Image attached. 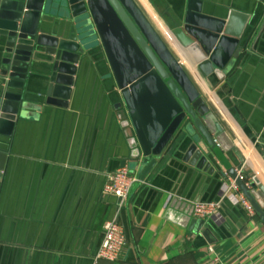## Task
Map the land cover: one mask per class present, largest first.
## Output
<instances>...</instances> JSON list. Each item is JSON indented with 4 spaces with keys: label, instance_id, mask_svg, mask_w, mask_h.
Instances as JSON below:
<instances>
[{
    "label": "crops",
    "instance_id": "1",
    "mask_svg": "<svg viewBox=\"0 0 264 264\" xmlns=\"http://www.w3.org/2000/svg\"><path fill=\"white\" fill-rule=\"evenodd\" d=\"M158 1L170 10L177 0ZM203 1L220 17L232 9L259 15L241 57L227 73H233L231 93L222 98L231 113L214 96L223 81L212 87L201 80L172 39L166 41L196 82L206 85L201 90L196 84L243 156L245 172L259 174L264 185V0ZM103 71L87 61L75 76L67 107L30 111L12 138H2L10 157L0 188V264H264V221L255 210L249 213L225 198L224 221H211L208 241L203 227L189 231L186 214L169 207L175 196L216 199L230 180L219 185L187 167L167 168L143 181L131 172L137 180L120 214L126 244L116 260L94 261L103 223L114 213L115 198L102 192L106 174L122 165L130 169L124 160L129 152L125 129L112 108ZM226 160L237 163L236 158ZM258 200L264 212V194Z\"/></svg>",
    "mask_w": 264,
    "mask_h": 264
},
{
    "label": "water",
    "instance_id": "2",
    "mask_svg": "<svg viewBox=\"0 0 264 264\" xmlns=\"http://www.w3.org/2000/svg\"><path fill=\"white\" fill-rule=\"evenodd\" d=\"M149 1L200 79L212 87L223 81L214 96L231 113L222 98L231 93L233 73H227L241 57L259 15L232 9L220 17L203 0H177L170 10ZM87 61L104 68L101 76L127 137L124 160L130 172L143 181L167 168L187 167L219 185L230 178L264 221L260 175L245 172L243 156L180 56L135 0H0V188L10 157L2 138H12L30 111L67 107L75 76ZM226 156L237 163L226 162ZM114 198L115 211L120 199ZM197 200L175 196L169 207L186 214L189 231L203 227L209 241L211 220L192 216L191 202Z\"/></svg>",
    "mask_w": 264,
    "mask_h": 264
},
{
    "label": "built area",
    "instance_id": "3",
    "mask_svg": "<svg viewBox=\"0 0 264 264\" xmlns=\"http://www.w3.org/2000/svg\"><path fill=\"white\" fill-rule=\"evenodd\" d=\"M242 178L240 170H237ZM137 178L130 172L127 165L117 167L114 171L106 174V181L102 187V192L119 198L117 208L111 218L103 223L102 239L94 254V261L100 259L114 261L118 258L122 248L126 244V232L124 225L120 221L121 207L126 199L131 185ZM219 192V199L211 201H192V216L211 220L216 224H221L224 219L220 211L221 202L224 198H230L236 204H240L249 213L253 212L252 206L244 195L238 190L232 179ZM212 250L211 247H209Z\"/></svg>",
    "mask_w": 264,
    "mask_h": 264
},
{
    "label": "bare ground",
    "instance_id": "4",
    "mask_svg": "<svg viewBox=\"0 0 264 264\" xmlns=\"http://www.w3.org/2000/svg\"><path fill=\"white\" fill-rule=\"evenodd\" d=\"M138 5L142 8V10L144 11V13L146 14V16L148 17V19L150 20V22L152 23V25L154 26V28L156 29V31L160 34V36L166 41L167 36L168 38L170 37L168 30L165 26V24L163 23V21L161 20V18L156 14V12L153 10V8L151 7V5L149 4V2L147 0H135ZM151 11L154 12L153 16L151 13ZM154 17V18H153ZM171 38V37H170ZM167 43V41H166ZM168 44V43H167ZM169 45V44H168ZM170 47V46H169ZM185 66V65H184ZM187 68V67H186ZM189 69L187 68V71ZM188 73L190 74L191 78L193 79L194 83L197 84V86L201 89L204 90L206 89V85L200 81V82H196L193 74H191V72L188 71ZM207 90V89H206Z\"/></svg>",
    "mask_w": 264,
    "mask_h": 264
},
{
    "label": "rangeland",
    "instance_id": "5",
    "mask_svg": "<svg viewBox=\"0 0 264 264\" xmlns=\"http://www.w3.org/2000/svg\"><path fill=\"white\" fill-rule=\"evenodd\" d=\"M148 2H150L149 0H147ZM150 4V3H149ZM151 5V4H150ZM152 7V6H151ZM153 8V7H152ZM153 10L156 12V14L159 16L158 12L155 10V8H153ZM160 17V16H159ZM123 112L125 113L124 111V108H122ZM125 116H126V113H125ZM127 117V116H126Z\"/></svg>",
    "mask_w": 264,
    "mask_h": 264
}]
</instances>
